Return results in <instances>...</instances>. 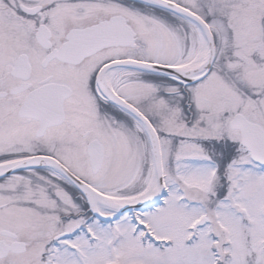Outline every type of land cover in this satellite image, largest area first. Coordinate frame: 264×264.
Masks as SVG:
<instances>
[{"label": "snow or ice", "instance_id": "1", "mask_svg": "<svg viewBox=\"0 0 264 264\" xmlns=\"http://www.w3.org/2000/svg\"><path fill=\"white\" fill-rule=\"evenodd\" d=\"M0 264H264V0H0Z\"/></svg>", "mask_w": 264, "mask_h": 264}]
</instances>
